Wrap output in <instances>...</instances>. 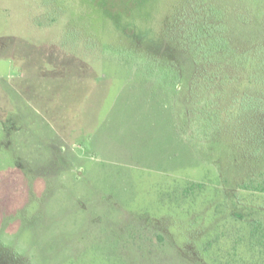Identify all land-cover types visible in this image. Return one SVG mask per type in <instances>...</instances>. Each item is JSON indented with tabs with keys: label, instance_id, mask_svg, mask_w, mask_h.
<instances>
[{
	"label": "rangeland",
	"instance_id": "obj_1",
	"mask_svg": "<svg viewBox=\"0 0 264 264\" xmlns=\"http://www.w3.org/2000/svg\"><path fill=\"white\" fill-rule=\"evenodd\" d=\"M176 1L0 0V264H251L258 215L227 199L264 197V121L235 108L259 69L178 81Z\"/></svg>",
	"mask_w": 264,
	"mask_h": 264
},
{
	"label": "trees",
	"instance_id": "obj_2",
	"mask_svg": "<svg viewBox=\"0 0 264 264\" xmlns=\"http://www.w3.org/2000/svg\"><path fill=\"white\" fill-rule=\"evenodd\" d=\"M253 1L177 0L162 26L161 34L164 46L170 51L166 58L170 64H176L178 69L177 80L183 82L185 79H192L199 83L206 82L209 83V87L216 85L218 92L224 83L234 80L237 82L239 78L227 73L221 66L212 68L210 63L215 62V56L222 53L224 56L231 55L230 57L234 58L233 55H237L236 64H244L242 59L247 60L249 56L254 58L259 73L249 75L251 83L248 89L260 93L253 95L246 90L241 93L235 108L240 113L261 114L260 119L264 121V3L254 6ZM56 2L57 0H49L53 8L60 13V7ZM164 62L165 60L154 61L157 64ZM231 107L234 105L231 104ZM260 134L264 138V128ZM246 141L249 143L250 139ZM236 204L243 205L244 209L255 211L254 213L258 215L245 227L252 241V246L249 247L252 253L250 263L264 264V252L261 249L264 234L258 235L260 230L264 232V197L249 193L234 194L227 199L228 206ZM248 215L250 216L249 213ZM230 217L232 220L245 223V216L241 213H231ZM257 237L259 242L255 243ZM230 249L226 251L235 254V245L230 246Z\"/></svg>",
	"mask_w": 264,
	"mask_h": 264
}]
</instances>
